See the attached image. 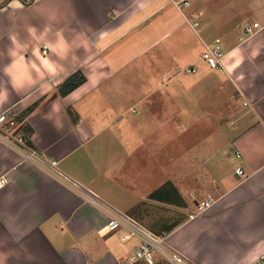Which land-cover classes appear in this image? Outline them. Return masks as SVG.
I'll use <instances>...</instances> for the list:
<instances>
[{
  "label": "crops",
  "instance_id": "1",
  "mask_svg": "<svg viewBox=\"0 0 264 264\" xmlns=\"http://www.w3.org/2000/svg\"><path fill=\"white\" fill-rule=\"evenodd\" d=\"M188 2L0 0V114L37 157L0 140V264H128L139 241L104 233L107 220L170 208L178 221L146 229L188 264L264 251V0ZM176 122L210 135L188 148ZM166 182L177 204L149 198Z\"/></svg>",
  "mask_w": 264,
  "mask_h": 264
},
{
  "label": "built area",
  "instance_id": "2",
  "mask_svg": "<svg viewBox=\"0 0 264 264\" xmlns=\"http://www.w3.org/2000/svg\"><path fill=\"white\" fill-rule=\"evenodd\" d=\"M171 3L181 10L189 5L188 0H170ZM258 24L253 23L252 28H257ZM244 30L247 33L251 32L250 26H245ZM212 46H206L205 50L201 54V60L210 68L218 69L221 67L220 61L222 58L221 49L219 47V40L216 39L211 44ZM42 52L46 54L47 48L44 46ZM196 68L190 65L184 69L185 74L192 75L196 73ZM16 127L13 118L10 114H0V140L5 141L16 149H18L23 157L28 160H36L34 152L27 151L23 146V139L20 135H16ZM236 158H239V153L235 152ZM236 174L242 175L243 170L240 167L235 169ZM7 183V178L0 177V189H2ZM88 202L94 203L96 201L93 195L86 198ZM213 200L211 198L201 201L197 207L200 213L206 211L212 205ZM103 231L106 234L118 233L121 242H127L131 239H138L139 245L128 257V264H156L157 257L166 264H188L185 258L178 252L170 249L165 241V237L162 235H155L134 219L128 216L115 215L110 217L103 227ZM248 264H264V251H262L255 259Z\"/></svg>",
  "mask_w": 264,
  "mask_h": 264
},
{
  "label": "rangeland",
  "instance_id": "3",
  "mask_svg": "<svg viewBox=\"0 0 264 264\" xmlns=\"http://www.w3.org/2000/svg\"><path fill=\"white\" fill-rule=\"evenodd\" d=\"M187 66H184L183 68H182V70L183 69H185ZM181 70V71H182ZM193 75H196V74H192V77H194ZM219 99V104L221 105L222 104V99H223V96H220L219 95V97H218ZM176 106V105H175ZM192 112H193V108H192ZM187 120L190 122L191 121V118H187ZM177 125H178V122H176V123H173V126L171 127V132H172V137H176V138H179V137H186V143H188L186 146L189 148V147H191L192 146V142H194L195 141V138H198L200 135H202V136H204V135H207V136H209L210 135V129H209V127H206L204 124H197V125H191V127L187 130V133L184 135L183 134V131H181V133H179L178 132V129L176 128L177 127ZM181 135V136H180ZM201 137V136H200ZM183 139V138H182ZM187 141H189V142H187ZM171 145H173V142H172V144ZM174 167V165L172 166V168ZM174 171H172V173H173ZM171 210H170V213H169V215H167V216H164L165 218H168V219H163L162 217V215H159V217L160 218H158V219H156V218H151V216H150V218H149V223L148 224H145L144 223V227L145 228H151V226H152V224L153 225H155V227H156V229H158L159 231H161V229L165 226V225H169V224H173L174 222H172V220H174V219H178V216H177V210H174V209H172V208H170ZM166 215V214H165ZM162 218V221H164V222H160V224H158L157 223V221L159 220V219H161ZM153 220H154V222H153ZM178 221V220H177ZM149 228V229H150ZM151 230V229H150ZM152 231V230H151ZM153 233V232H152ZM155 235H161V234H156V232L154 233ZM159 261V262H158ZM156 264H166V262H164V261H162L161 259H159L158 257H157V259H156Z\"/></svg>",
  "mask_w": 264,
  "mask_h": 264
},
{
  "label": "trees",
  "instance_id": "4",
  "mask_svg": "<svg viewBox=\"0 0 264 264\" xmlns=\"http://www.w3.org/2000/svg\"><path fill=\"white\" fill-rule=\"evenodd\" d=\"M150 199L158 200V201H163V202H168L170 204H177L176 199L178 198V193L175 187L173 186L172 183L166 182L164 185H162L159 189L154 191L149 195ZM174 227L165 229L164 232L168 233L172 231Z\"/></svg>",
  "mask_w": 264,
  "mask_h": 264
}]
</instances>
